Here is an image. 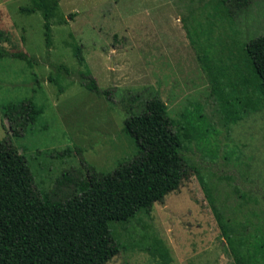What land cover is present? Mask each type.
<instances>
[{
    "label": "rangeland",
    "instance_id": "rangeland-1",
    "mask_svg": "<svg viewBox=\"0 0 264 264\" xmlns=\"http://www.w3.org/2000/svg\"><path fill=\"white\" fill-rule=\"evenodd\" d=\"M49 1L50 47L35 0H0V142L19 149L39 193L65 198L87 165L108 173L138 154L125 119L160 99L188 169L178 190L115 226L125 247L107 264H237L220 216L264 235V97L244 50L264 35V0L242 11L222 0Z\"/></svg>",
    "mask_w": 264,
    "mask_h": 264
},
{
    "label": "trees",
    "instance_id": "trees-1",
    "mask_svg": "<svg viewBox=\"0 0 264 264\" xmlns=\"http://www.w3.org/2000/svg\"><path fill=\"white\" fill-rule=\"evenodd\" d=\"M35 1V8L29 10L44 13L46 45L50 47L49 14H54L57 3ZM222 1L242 11L251 0ZM73 49L83 64L81 46L74 44ZM244 50L264 97V35L248 41ZM4 56L8 54L0 49V57ZM86 87L109 96L95 80ZM249 107L246 103L242 109ZM125 126L136 140L138 154L108 173L83 163L86 170L75 181V192L65 198L45 190L39 193L19 149L0 142V264H107L125 247L115 226L133 222L180 188L188 161L166 104L152 99L142 115H129ZM220 225L237 264H264V235H244L238 223L223 215Z\"/></svg>",
    "mask_w": 264,
    "mask_h": 264
}]
</instances>
